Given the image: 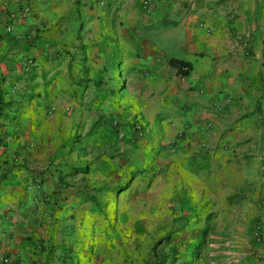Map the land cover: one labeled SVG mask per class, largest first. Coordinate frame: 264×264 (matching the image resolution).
Masks as SVG:
<instances>
[{"label": "crops", "instance_id": "1", "mask_svg": "<svg viewBox=\"0 0 264 264\" xmlns=\"http://www.w3.org/2000/svg\"><path fill=\"white\" fill-rule=\"evenodd\" d=\"M89 98L228 163L264 139V0H0V264H87L88 203L46 141Z\"/></svg>", "mask_w": 264, "mask_h": 264}, {"label": "rangeland", "instance_id": "2", "mask_svg": "<svg viewBox=\"0 0 264 264\" xmlns=\"http://www.w3.org/2000/svg\"><path fill=\"white\" fill-rule=\"evenodd\" d=\"M114 103L121 113L101 114L93 98L78 103L72 130L61 120L46 141L60 187L88 203L87 264H261L264 139L228 163L193 166Z\"/></svg>", "mask_w": 264, "mask_h": 264}, {"label": "trees", "instance_id": "3", "mask_svg": "<svg viewBox=\"0 0 264 264\" xmlns=\"http://www.w3.org/2000/svg\"><path fill=\"white\" fill-rule=\"evenodd\" d=\"M169 64L174 67L178 73H180L182 76H187L188 71V65L182 64L181 62L177 60H171L169 61Z\"/></svg>", "mask_w": 264, "mask_h": 264}, {"label": "built area", "instance_id": "4", "mask_svg": "<svg viewBox=\"0 0 264 264\" xmlns=\"http://www.w3.org/2000/svg\"><path fill=\"white\" fill-rule=\"evenodd\" d=\"M138 123L136 124V128L139 130V129H141V123H140V121H137Z\"/></svg>", "mask_w": 264, "mask_h": 264}]
</instances>
